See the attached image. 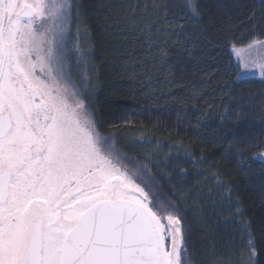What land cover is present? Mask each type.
Listing matches in <instances>:
<instances>
[{"label":"snow or ice","instance_id":"1","mask_svg":"<svg viewBox=\"0 0 264 264\" xmlns=\"http://www.w3.org/2000/svg\"><path fill=\"white\" fill-rule=\"evenodd\" d=\"M118 7L133 40L149 47L164 43L192 56L207 40L199 0H126ZM79 8L74 0H0V264H260L264 201L257 240L217 173L196 164L191 173L175 169L180 183L162 197L147 165L130 171L117 148L118 135L136 133L101 131L95 105L70 78V25ZM244 10L253 28L246 48L257 58L231 44V66L237 83L259 78L264 85V0ZM73 51L79 67L78 44ZM158 51L163 61L168 52ZM250 102L240 99L241 107ZM201 232L212 233L202 262L195 249L204 241L193 235Z\"/></svg>","mask_w":264,"mask_h":264},{"label":"trees","instance_id":"2","mask_svg":"<svg viewBox=\"0 0 264 264\" xmlns=\"http://www.w3.org/2000/svg\"><path fill=\"white\" fill-rule=\"evenodd\" d=\"M74 2L80 8L73 12L70 25V78L95 105L101 131L136 133L116 139L118 150L128 157L130 171L132 164L147 165V173L165 198L172 195V185L180 183L175 169L191 173L196 164L201 171L217 173L222 184L233 188V199L242 204L260 240L257 226L264 196L259 186L264 185V163L256 157L264 153V85L258 79L237 83L230 49L231 44L246 47L251 39L253 28L244 9L251 10L255 0H199V30H204L207 40L197 42L192 56L168 44L149 47L142 39L133 40L118 7L126 0ZM208 4L213 7H204ZM77 44L84 61L79 67L73 51ZM159 48L168 52L163 61ZM242 96L252 102L241 107ZM229 152L230 159L226 158ZM170 172L172 184L167 182ZM193 235L204 241L195 249L202 262L208 258L212 233L207 238L202 232ZM217 248L227 259L222 246ZM257 251L264 264V250Z\"/></svg>","mask_w":264,"mask_h":264},{"label":"rangeland","instance_id":"3","mask_svg":"<svg viewBox=\"0 0 264 264\" xmlns=\"http://www.w3.org/2000/svg\"><path fill=\"white\" fill-rule=\"evenodd\" d=\"M237 49H239V50H243L245 57H246L247 59H249V60H254V59L257 58V50H256V49L248 50L246 47H243V48H237ZM256 79L259 80V78H256ZM256 159H257L258 161H261V162L264 163V153L258 155V156L256 157Z\"/></svg>","mask_w":264,"mask_h":264}]
</instances>
